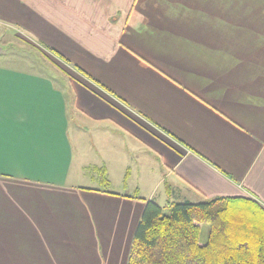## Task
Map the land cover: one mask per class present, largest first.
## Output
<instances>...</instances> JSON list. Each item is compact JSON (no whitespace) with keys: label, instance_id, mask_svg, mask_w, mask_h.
Wrapping results in <instances>:
<instances>
[{"label":"crops","instance_id":"crops-1","mask_svg":"<svg viewBox=\"0 0 264 264\" xmlns=\"http://www.w3.org/2000/svg\"><path fill=\"white\" fill-rule=\"evenodd\" d=\"M240 1L0 0V38L64 80L0 66V264H127L148 200L264 206V7Z\"/></svg>","mask_w":264,"mask_h":264},{"label":"trees","instance_id":"trees-1","mask_svg":"<svg viewBox=\"0 0 264 264\" xmlns=\"http://www.w3.org/2000/svg\"><path fill=\"white\" fill-rule=\"evenodd\" d=\"M127 264H264V206L247 197L168 202L164 207L148 200Z\"/></svg>","mask_w":264,"mask_h":264},{"label":"rangeland","instance_id":"rangeland-1","mask_svg":"<svg viewBox=\"0 0 264 264\" xmlns=\"http://www.w3.org/2000/svg\"><path fill=\"white\" fill-rule=\"evenodd\" d=\"M226 3L227 0H223V4ZM255 3L257 4V8L264 7V0H254V1L241 0L239 2V11L242 10L241 8H249V7L254 8ZM246 19H248V17H246ZM5 36L8 37V33ZM4 39L5 38H0V66L15 68L25 72L48 76L49 78H51L55 86H57L58 88L63 87L64 80L61 78L63 74H61L58 71L52 70L50 66L52 64L48 65L50 62L48 63L37 50L24 43L17 42L15 40L13 41L11 37L7 42L4 41ZM90 156L93 157V155ZM86 159L78 161L73 165V167L78 168L80 165H88V162H91V160L88 161L89 159L87 157ZM189 200H191V202H196L192 198H190ZM179 201L182 202L181 200L178 201L173 200L171 202L180 203ZM158 204L161 207H164L166 205L164 203H158ZM164 212L165 214H167L168 210L165 209ZM206 235H207V227H204L201 233L202 241L206 240Z\"/></svg>","mask_w":264,"mask_h":264}]
</instances>
